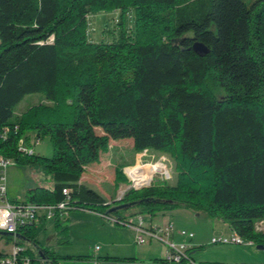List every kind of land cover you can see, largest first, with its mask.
Instances as JSON below:
<instances>
[{"label":"trees","instance_id":"1","mask_svg":"<svg viewBox=\"0 0 264 264\" xmlns=\"http://www.w3.org/2000/svg\"><path fill=\"white\" fill-rule=\"evenodd\" d=\"M131 9L134 27L121 19L117 40L88 39L90 14ZM32 93L41 99L18 112ZM32 135L49 136L52 156L21 149ZM125 138L138 153L173 157L177 181L129 189L117 204L149 201L113 212L118 221L187 208L264 245V0H0V153L54 181L27 200L103 213L115 200L80 180ZM115 180L128 181L122 166ZM35 233L17 232L30 256L35 246L54 262L87 257L40 248Z\"/></svg>","mask_w":264,"mask_h":264},{"label":"rangeland","instance_id":"2","mask_svg":"<svg viewBox=\"0 0 264 264\" xmlns=\"http://www.w3.org/2000/svg\"><path fill=\"white\" fill-rule=\"evenodd\" d=\"M252 1L254 0H245V2L248 4H250ZM121 19H123L124 28L129 31L131 28L134 27L135 24L134 10H128L123 18H121V12L119 10L100 11L94 14H90L88 16V39L94 42H110L117 40L121 28L119 24V21ZM41 97V93L28 94L24 98V100L19 104L17 111L20 112L27 109L30 105L37 103L41 99ZM98 132L101 133L102 131L98 129ZM31 137V144L33 145L32 148L37 155L46 157L52 156L53 146L49 136L42 137L39 142H37L33 135ZM117 166L123 167L124 173L127 176L128 181L119 182L117 184L115 180ZM163 168L166 169L163 171ZM97 170H101L102 173H99V171ZM127 170L131 171L130 176ZM134 170L136 176L133 179L132 175L134 173ZM144 173L155 175L152 181L149 183L150 185L163 181L168 182L170 184H175L177 181L176 161L173 157L166 153H161L152 150H148L147 152L141 153L136 152L133 148V140L131 138L117 139L111 141V148L107 152H103L101 154V158L99 161L93 162L87 166L86 171L83 175V181L87 183L88 186H91V188L98 190L99 194H102L107 199H109L110 201H108V203L110 204L113 200H116L121 197L123 193L134 184V182L136 183L137 178ZM53 184L54 181L52 176L43 172L39 167L23 164H15L9 167L8 189L10 199L13 198L18 200H26L28 199L29 189L35 188L40 185L51 187ZM99 189L101 191H99ZM118 204L114 203L113 206ZM111 207H102L100 210L105 214H109L110 216L117 215L113 212H108ZM133 211V208L121 209L119 210L118 214L124 216L127 214H131ZM187 213H191V219L197 221V227L199 230H205V237L207 235L206 242H209L211 240L210 242L212 243L213 237L211 238L212 235L210 233L212 228L208 224V221L216 222L219 218L207 216L205 212H195L194 210L187 208H176L173 210V219L175 221L178 220L186 222L188 215ZM198 213H201L202 215L198 216ZM103 219L105 220L106 218L104 217ZM220 220L222 219L220 218ZM105 221L106 223L111 224L116 228H120L122 237L128 242L134 240V236L130 232L129 228L121 224H114L108 219H106ZM67 222L64 221L63 225H65ZM173 223L175 225V232L178 235H181V230H188L187 228L182 227L183 225L180 223ZM228 227L229 226L227 225L226 228ZM75 228L78 229L81 234H83L84 230L87 231V237L81 236V239L76 242V244H78V246L80 245L81 247L76 246L77 248H75V250H78V248L85 250V246H87V248H96L97 245L101 244V241H97L99 240L98 236H101L104 233L101 224L99 225L96 223H86L85 225L80 224ZM193 232L195 233V231ZM228 235V237H230L231 234ZM136 243L139 244L137 241ZM13 244L14 240L11 237L7 235H0L1 251H10V248ZM159 245L167 247V245L162 243L161 241H159ZM29 247L32 248V250L30 251L31 256L35 258V260H37L36 262L38 263V253L35 251V249H33V246ZM214 248L216 247H210L207 245V247L202 248L197 252L201 251L203 254H211L212 251L214 252ZM252 249L255 250L254 253L258 256L255 257L258 262H262L257 264H264V250L258 251L257 248ZM196 261L200 263L198 260Z\"/></svg>","mask_w":264,"mask_h":264},{"label":"crops","instance_id":"3","mask_svg":"<svg viewBox=\"0 0 264 264\" xmlns=\"http://www.w3.org/2000/svg\"><path fill=\"white\" fill-rule=\"evenodd\" d=\"M97 171H99V173H102L101 170ZM80 183L88 186L87 183L83 181V176L80 180ZM88 187L91 188V186ZM95 191L98 192V190ZM99 191L101 190L99 189ZM102 196L107 201H110L104 195ZM11 200L18 199L12 198ZM187 214L188 215L186 222L178 220L175 221L173 219V210L161 211L153 216L149 214H142V217L144 219L145 226L166 227L170 222H176L182 224V227L187 228L190 231H195L194 238L192 240H188V242L190 243L188 254L194 260H198L200 264L262 263L258 262V260L255 258L258 256L255 255V250L252 249L257 248L258 251L264 250L259 249L257 247V244L216 245L214 243H211V240L209 242H206L207 235L205 237V230H199L197 227V221L191 219V213ZM201 215V213H198V216ZM207 216L209 215L207 214ZM103 218L104 217L99 212L78 207L70 210L69 214L64 218H58L54 220H46L42 218L39 223L34 226L36 232V240L40 248L46 249L50 252L53 251L61 256L84 255L87 257L82 259H60L58 260V262H54L52 258L43 255L41 249H38L34 246L36 252L38 253V264H145L150 261L160 259L167 253V247L159 245V241L157 240H150L146 244H137L136 229L134 227L124 225L125 227L129 228L130 232L134 236V240L128 242L122 237L120 228H116L113 225L106 223V219L104 220ZM131 219L135 222H138V215L131 217ZM64 221H68L67 223L69 224L66 223L65 225H63ZM216 222L208 221V224L212 228V230L210 231L212 235L211 238L216 236L222 237L220 235L229 236L228 234L232 233L229 227L226 228L227 224L224 220H220L219 218ZM86 223H96L99 225L101 224L104 233L101 236H98L99 240L97 241H101V244L97 245L99 246V250H96L95 247L87 248V246H85V250L80 248H78V250H75V248L81 247L80 245L78 246V244H76V242L81 239V236L87 237L86 230H84L83 234H81L80 231L75 227L80 224L85 225ZM169 239L177 243L186 241L184 237L178 235L176 232L170 235ZM207 245L210 247L215 246L216 248H214V252L212 251L211 254H203L201 251L197 252L198 250L207 247ZM106 257L110 258L106 259ZM96 259L98 260V263L94 262V260Z\"/></svg>","mask_w":264,"mask_h":264},{"label":"built area","instance_id":"4","mask_svg":"<svg viewBox=\"0 0 264 264\" xmlns=\"http://www.w3.org/2000/svg\"><path fill=\"white\" fill-rule=\"evenodd\" d=\"M25 145V141L22 139L21 149L28 150L29 152L34 151ZM12 165H15L13 159L5 157L0 153V231H6L14 236V244L11 246L10 251L4 252L0 250V264H38L37 260L25 253L26 247L17 243L19 228L35 226L42 218L46 220L64 218L75 207L69 204V199L56 204L36 203L28 200H11L8 196V169ZM64 194L68 195L69 191L65 189ZM100 214L113 223L134 227L139 244L148 243L150 240H157L167 245V253L164 257L145 264H200L188 254L190 248L188 240H192L195 236L193 231L181 230V236L186 241L177 243L169 239V236L175 232L173 222H170L166 227H152L144 225L142 214L138 215V222H135L131 218L126 222H122L109 214ZM256 230L264 232V220L256 223ZM212 243L225 245L255 244L252 240L243 239L236 232L231 233L230 237H213ZM96 250H99V246L96 247ZM94 262L98 263V260L96 259Z\"/></svg>","mask_w":264,"mask_h":264},{"label":"water","instance_id":"5","mask_svg":"<svg viewBox=\"0 0 264 264\" xmlns=\"http://www.w3.org/2000/svg\"><path fill=\"white\" fill-rule=\"evenodd\" d=\"M193 48L201 56H205L209 52V49L204 44L199 43V42H196L194 44V47ZM144 186L148 187V186H150V184H145V185H142V186H136L135 184H133L130 188H128L123 193V195L121 197H119L118 199L115 200V203L116 202H120L122 200L123 196L125 195V193L129 189H131V188L139 189V188L144 187ZM143 201H149V199L146 198V199H143V200H138V201H134V202H130V203H120L118 205H115V206L111 207L108 212L109 213H112V212H115L117 210L127 209V208H130L132 206H135V205H137V204H139V203H141ZM155 201L160 202L162 200L161 199H155ZM165 202H168V201H165ZM0 235H8V232H6V231H0ZM257 247L259 249H264V245L263 244H259V245H257ZM40 254H41V252H40Z\"/></svg>","mask_w":264,"mask_h":264},{"label":"bare ground","instance_id":"6","mask_svg":"<svg viewBox=\"0 0 264 264\" xmlns=\"http://www.w3.org/2000/svg\"><path fill=\"white\" fill-rule=\"evenodd\" d=\"M165 169L166 168H163L162 170L164 171ZM154 176H155L154 174L144 173L137 178V181H136V183L134 182V184L136 186H142L145 184H149L152 181V179L154 178Z\"/></svg>","mask_w":264,"mask_h":264}]
</instances>
